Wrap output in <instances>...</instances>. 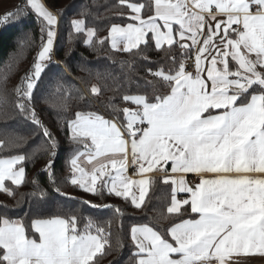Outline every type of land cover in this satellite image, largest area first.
I'll list each match as a JSON object with an SVG mask.
<instances>
[{
  "label": "snow or ice",
  "instance_id": "obj_1",
  "mask_svg": "<svg viewBox=\"0 0 264 264\" xmlns=\"http://www.w3.org/2000/svg\"><path fill=\"white\" fill-rule=\"evenodd\" d=\"M120 2L134 15L125 26H111V47L119 50L122 44L127 53L144 45L163 52V59L172 66L167 71L161 66L147 72L170 92L160 94L153 81H148L153 88L151 96L123 95L124 102L136 107L123 108L122 115L109 98L111 120L95 112L77 111L74 118L58 114L56 126L67 131L72 149L71 177L62 182L86 194L103 196L107 191L125 201L130 199L131 205L140 209L151 182L129 179V164L136 170L134 174L142 175L171 162L173 173L196 174L199 182L187 186L181 177L179 188L172 189L167 211L183 215L182 205L190 204V212L198 218L183 219L160 230L149 224L133 225L134 264H244L240 257H264V175H247L264 174V0H191V6L185 0H154V14L146 19L142 10L151 13V4ZM26 6L40 23L41 45L16 89L20 97L16 107L18 116L31 121L43 138L40 147L47 156L43 171L49 185L54 193L66 196L56 179L59 142L32 102L42 74L52 63L57 16L62 12L53 14L39 0H27ZM28 15L18 7L16 12L0 15V25ZM70 25L76 33L85 32L82 19H74ZM95 34L92 28L86 29L87 44ZM164 44L169 48H163ZM177 45L184 55L195 52L193 72H188L182 61L177 62L173 52ZM90 92L99 94L100 89L94 86ZM68 107L63 106L65 113ZM212 110L219 111L213 114ZM25 160L24 155L0 159V192L15 197L4 182L16 186L26 182ZM17 165L21 166L17 169ZM205 174L212 178H204ZM134 185L139 188L138 196L132 191ZM32 186L29 211L23 217L0 216V264H93L109 243L105 229L93 217L74 212L45 216L42 205L50 194L35 178ZM177 191L190 193V201H179ZM24 202L21 194L16 207ZM80 203L113 211L117 219L122 214L119 207L88 200ZM81 219L86 221L83 229L78 228ZM33 233L38 234V240Z\"/></svg>",
  "mask_w": 264,
  "mask_h": 264
},
{
  "label": "trees",
  "instance_id": "obj_2",
  "mask_svg": "<svg viewBox=\"0 0 264 264\" xmlns=\"http://www.w3.org/2000/svg\"><path fill=\"white\" fill-rule=\"evenodd\" d=\"M47 10L58 15L57 36L53 43L51 56L52 63L48 64L42 74L39 87L34 91L33 108L53 134L59 146L55 157L56 179L60 191L67 193L61 196L53 192L49 185L46 171H43L47 156L41 149L43 138L36 134L35 126L31 121H25L18 116L16 107L20 101L16 89L21 85V78L32 67L41 45L40 23L27 7V0H0V15L7 12H16L17 8L30 13L27 18L9 19L6 24L0 25V159H7L17 155H24L26 160L22 166L26 169V182L19 186L5 181V185L15 192V197H9L0 192V216L11 219L23 217L29 211L30 194L33 192L32 181L45 188L50 194L42 205L45 216L64 215L74 212L78 216L93 217L105 229L104 236L109 243L93 261V264H134L133 253L136 251L130 237L133 225L149 224L155 230L167 229L173 223L183 219H191L196 214L190 212V206L184 205L183 215L169 214L167 209L171 205L173 184L165 183V177L152 176L148 186L145 204L140 209L131 205L130 199L109 195L107 191L103 196L83 193L70 183V158L72 149L69 144L67 131H61L56 126L57 115H67L74 118L77 111H98L107 119H113L112 109L108 105L109 98L121 110L125 107L135 108L130 102H124L122 97L128 95L151 96L153 88L148 81L153 77L147 69L156 70L163 66L167 71L171 63L163 59L164 53L154 47L132 49L130 52L113 49L108 32L112 25L125 26L130 22L131 15L127 4L120 0H39ZM132 2V0H129ZM145 5L152 0H135ZM83 12V15L80 13ZM153 14L142 11L143 17ZM82 19L85 29L92 28L95 37L91 44H87L86 33H76L70 21ZM105 43L100 44L99 41ZM167 49L169 46L163 45ZM173 52L177 62H183L191 56L184 55L177 45ZM70 53V55H66ZM147 57V60L144 57ZM159 61L160 63H157ZM99 72V77L96 73ZM59 82V86H58ZM160 94L170 92V88L163 83L153 81ZM100 89L99 94L90 92L92 87ZM251 91V90H250ZM81 97L83 99L81 100ZM67 104L68 111H63ZM90 143V142H89ZM81 150L83 146H80ZM21 166V165H19ZM24 194L25 202L16 207V201ZM73 197L75 199H69ZM81 200L91 201L92 204L111 205L122 209L120 218L114 216L113 211L106 208H91L80 203ZM4 205L7 208L3 207ZM35 205H33L34 207ZM86 221L81 219L78 228L83 229ZM110 222V223H109ZM92 234H96L95 228ZM38 240V234L33 233ZM171 241V238L169 237Z\"/></svg>",
  "mask_w": 264,
  "mask_h": 264
},
{
  "label": "crops",
  "instance_id": "obj_3",
  "mask_svg": "<svg viewBox=\"0 0 264 264\" xmlns=\"http://www.w3.org/2000/svg\"><path fill=\"white\" fill-rule=\"evenodd\" d=\"M153 2V14H154V0H152ZM185 2L189 3V6H191V0H185ZM143 11V10H142ZM131 15H134L133 13H131ZM143 17V15H142ZM143 18H147V17H143ZM135 23V22H134ZM178 27V26H176ZM175 39H179V36L177 35L175 37ZM199 39H202L201 37H198V40ZM110 42H111V38H110ZM187 44L191 45L192 41L190 39H186L185 41ZM166 46H169L167 44H164ZM118 49L119 50H122L123 49V45L120 44L118 45ZM190 57H194L195 58V52L193 51V53H191V56ZM229 60H230V57H229ZM204 61L201 62L202 66H204ZM206 78V76H205ZM209 87H210V82H209ZM219 110H212L213 114H216ZM103 115V114H102ZM103 117L105 119H107L104 115ZM110 120V119H109ZM90 142V141H89ZM129 161L131 160V151H130V144H129ZM85 167H90L88 165H84ZM20 166L17 165L16 168L18 169ZM163 168H166L167 171H163L161 169ZM136 172L135 169L132 168L131 164H129V167H128V170L126 172V176L131 179V180H139V179H148L152 176H163L165 178H168L169 181L171 182L172 179H175L177 181L176 185H173V187H176L177 189L179 188V180L181 177H183L186 181V184L187 186H191V187H194L195 184L197 183H192L191 179L196 176V174H193V173H180V172H177V173H173L171 171V162H169L167 165H164L163 163H161L160 165H157V167L155 169H153L152 171L150 172H146L144 174H134ZM114 174V173H113ZM247 175H250L252 176L253 178H256V177H261L262 175L264 174H258V173H249ZM204 178H212V174H205V177ZM8 181V180H6ZM11 182V181H9ZM5 183V182H4ZM99 183V182H98ZM133 192L136 193V195L138 196L139 195V188L137 186H133V189H132ZM176 197L179 201H181L180 199L182 198V201L187 199L190 201L191 199V194L190 193H187V192H179L177 191L176 192ZM184 206V205H182ZM190 206V204H189ZM195 218H198V214H196V217ZM174 243V242H173ZM239 259H241L244 264H264V257H261L259 255H252V256H248V257H240Z\"/></svg>",
  "mask_w": 264,
  "mask_h": 264
},
{
  "label": "built area",
  "instance_id": "obj_4",
  "mask_svg": "<svg viewBox=\"0 0 264 264\" xmlns=\"http://www.w3.org/2000/svg\"><path fill=\"white\" fill-rule=\"evenodd\" d=\"M183 64L188 72L194 71V64H195V58L189 57L186 60L183 61ZM192 183H198L199 177L196 175L191 179ZM182 201V198L180 199Z\"/></svg>",
  "mask_w": 264,
  "mask_h": 264
},
{
  "label": "rangeland",
  "instance_id": "obj_5",
  "mask_svg": "<svg viewBox=\"0 0 264 264\" xmlns=\"http://www.w3.org/2000/svg\"><path fill=\"white\" fill-rule=\"evenodd\" d=\"M85 33H86V29H85ZM95 113H97L98 115H101V116H103L100 112H98V111H95ZM93 235H95V234H93ZM99 254V253H98ZM97 254V255H98ZM95 258V257H94Z\"/></svg>",
  "mask_w": 264,
  "mask_h": 264
}]
</instances>
